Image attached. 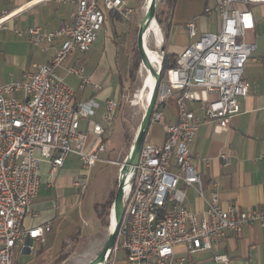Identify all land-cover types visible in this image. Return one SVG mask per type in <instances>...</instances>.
<instances>
[{
  "label": "built area",
  "instance_id": "obj_1",
  "mask_svg": "<svg viewBox=\"0 0 264 264\" xmlns=\"http://www.w3.org/2000/svg\"><path fill=\"white\" fill-rule=\"evenodd\" d=\"M69 1L70 20L55 30L37 26L20 30L12 25L14 33L25 36L34 48L56 40L59 44L47 62L33 63L20 81L0 85V264H14L25 237L30 239L31 252V241L43 242L51 229L50 222L25 224L37 217L31 207L39 189L41 162H49L54 177L69 155L77 156L85 175L76 178L73 186L82 189L96 163H113L119 169L122 164L99 155L108 151L110 144L105 142L104 126L89 120L98 104L72 105L73 91L57 69L69 54L90 49L105 23V11L128 21L134 9L128 0ZM259 3L264 0H212L205 4L202 15L215 18L214 31L207 29L210 22L199 34L194 20L184 23L191 42L159 81L150 118L161 125L162 143L143 142L136 164L126 176L123 215L105 264H115L120 249L125 253L123 264H193L190 256L199 251H211L214 262L226 263L228 257L213 252L214 242L240 235L247 226L264 227V208L222 206L216 185L206 190L190 153L201 124L215 122L217 128L224 129L240 112V101L248 94L243 69L254 50V44L246 40L247 32L254 29L249 6ZM17 12L3 13L0 29H7L6 23ZM65 72L81 78L80 88L89 83L82 76V67L69 66ZM118 105V99H106L101 120L113 121ZM168 109L173 110L170 119L165 114ZM82 120L85 130L80 128ZM89 133L94 135L90 148ZM220 158L227 163L225 154ZM189 188L204 201L203 211L197 213L187 206ZM180 249L183 254L178 253Z\"/></svg>",
  "mask_w": 264,
  "mask_h": 264
},
{
  "label": "crops",
  "instance_id": "obj_2",
  "mask_svg": "<svg viewBox=\"0 0 264 264\" xmlns=\"http://www.w3.org/2000/svg\"><path fill=\"white\" fill-rule=\"evenodd\" d=\"M138 1L137 6L133 7L128 0V5L134 9L132 16L141 10L142 0ZM249 8L253 14L254 29L247 32L246 40L254 44V50L243 69V79L248 85V94L240 101V112L230 120L227 128L219 129L215 122L203 123L198 127L190 146V153L192 164L199 171L206 190L216 185L222 206L262 209L264 208V158L262 157L264 153V3L252 4ZM14 9H18V12L6 23L8 28L0 29V85L20 81L33 63L47 62L59 44V40H56L52 45H45L44 48H34L25 36L19 37L14 33L12 25L15 24L20 30L37 26L42 30L52 31L59 28L61 23L70 20L72 5L69 0L65 3L0 0V16ZM200 16L204 17L202 12ZM122 21L126 20L115 12L105 11V23L98 32L105 28V49L98 58L97 66H94L91 53L93 43L86 53L69 54L62 66L57 69V74L73 91L72 105L87 101L98 104L91 116L95 122L101 119L105 100L117 99L118 82L116 86H111V77L107 78L105 72L110 68L106 64L107 54L114 51L113 42L116 41L115 38L119 33H122L120 30H124ZM205 28L204 26L202 29ZM210 28L211 26L207 29ZM162 47L165 53L164 46ZM69 66L82 67V76L88 79L89 83L80 88L81 78L65 72ZM165 114L166 118L170 119L173 110L168 109ZM116 116L121 123V117L117 113L114 118ZM93 140L94 135L89 133L87 139L89 148ZM221 154L227 156L226 164L220 158ZM99 155L102 157L101 153ZM206 160L207 165H205ZM116 166L117 173L113 179L118 177L119 165ZM84 175L85 171L78 157L73 154L65 159L62 168L54 177L50 175L49 162H41L39 189L31 207L32 211L37 213V217L27 219L25 224L34 226L50 222L52 228L60 214L64 215L74 207V204L68 201L69 196H63V188L56 186V180L70 176L69 179H73V186L74 178L84 179ZM186 204L197 213L205 208L204 201L197 196L193 188L187 189ZM212 248L214 253L228 257V261L214 262L211 251H199L190 256L191 262L193 264H264V227L259 225L244 227L240 235H229L216 241L212 244ZM178 253L183 254V250L180 249ZM20 254L21 251L18 256ZM18 256L16 264L19 263Z\"/></svg>",
  "mask_w": 264,
  "mask_h": 264
},
{
  "label": "rangeland",
  "instance_id": "obj_3",
  "mask_svg": "<svg viewBox=\"0 0 264 264\" xmlns=\"http://www.w3.org/2000/svg\"><path fill=\"white\" fill-rule=\"evenodd\" d=\"M206 2L210 5L212 0H174L169 18L170 26L166 33L162 19L169 8L168 0H158L155 21L161 18V23H157L162 32L163 43L155 47L154 39L149 38V48L161 54L160 47L164 46L168 56L179 54L191 42L184 28V22L189 19L194 20L200 27L198 34L208 21L211 22L209 30L214 31L215 18L200 16ZM138 3V0H130L133 7H136ZM144 4L145 0H142L141 10L136 12L129 21H122L124 30H120L122 33L115 38L114 51L107 54L106 59L108 61L106 64L110 68L105 72V76L111 77V86H116L117 82L119 85L116 89L119 105L115 114L121 117V123L117 116L109 123L99 120L105 128L104 135L107 138L105 142L109 141L110 144L108 152L101 155L104 159L117 160L119 163L123 162L127 156L144 112L142 103L133 104L145 75L144 69L141 70V60L138 59L136 52V36L144 14ZM104 34L105 28L97 34L91 49L94 66H97L98 58L105 49ZM89 120L93 121L91 117ZM80 128L86 129L85 121H81ZM162 136L161 125L150 122L144 142L159 146ZM116 173L115 164L98 162L89 170L83 189L72 186L73 179H69L70 176L58 178L56 186L63 188V196H69L68 201L74 204V207L55 219L51 230L45 234V243L31 242L33 250L29 254H20L18 264H88L99 253L110 231L109 207L98 209L99 213L104 215L103 220L100 221L95 214L94 205L107 197V200L112 199L117 186V179H113ZM124 255L122 249L118 250L115 264H123Z\"/></svg>",
  "mask_w": 264,
  "mask_h": 264
},
{
  "label": "water",
  "instance_id": "obj_4",
  "mask_svg": "<svg viewBox=\"0 0 264 264\" xmlns=\"http://www.w3.org/2000/svg\"><path fill=\"white\" fill-rule=\"evenodd\" d=\"M157 3L158 0L149 1L144 11V14L140 20L137 36H136V48L140 56L141 65L146 69H148L153 74L155 80L151 89L150 97L147 101L146 107L142 114V118L139 127L137 129V132L135 134V137L130 145L127 156L125 157L118 171L116 192L112 206L110 208V214L111 212L113 213L115 224L112 230L109 231L107 239L103 247L100 249L99 253L88 264H97L99 262L105 264V257L109 254L110 250L112 249L115 243L124 210L123 194H124V185H125L126 176L130 168H132V166H135L136 164L140 149L142 147L145 136L147 134V130L150 125V118L155 103L157 87L160 81L161 67H159V64L157 67H155L153 64H151L150 60L148 59V56L144 50L143 36L147 31L151 21L155 20V10ZM160 50L163 51V47H160ZM160 64H162V62H160ZM29 245H30V239L28 237H25L24 247L21 249L22 254L30 253Z\"/></svg>",
  "mask_w": 264,
  "mask_h": 264
},
{
  "label": "bare ground",
  "instance_id": "obj_5",
  "mask_svg": "<svg viewBox=\"0 0 264 264\" xmlns=\"http://www.w3.org/2000/svg\"><path fill=\"white\" fill-rule=\"evenodd\" d=\"M150 0H145V4H144V11L148 5ZM152 38L154 39V43H155V47H159L162 43V32L157 24V22L155 20H152L147 31L145 32L144 36H143V44H144V50L145 53L148 56V59L150 60L151 64H153L155 67L158 66V64L161 62V58H160V54L149 48L148 46V39ZM144 69L145 75H144V79L142 81V86L140 88V90L138 91V93L135 95L134 97V101L133 104H137V103H142L143 108L145 109L147 101L150 97V93H151V89L154 83V76L153 74L146 69L145 67H143L141 65V70ZM146 70V71H145ZM115 224V219L113 216V213L111 212L110 214V231L112 230L113 226ZM97 264H102L101 262L97 263Z\"/></svg>",
  "mask_w": 264,
  "mask_h": 264
},
{
  "label": "trees",
  "instance_id": "obj_6",
  "mask_svg": "<svg viewBox=\"0 0 264 264\" xmlns=\"http://www.w3.org/2000/svg\"><path fill=\"white\" fill-rule=\"evenodd\" d=\"M173 1L174 0H168V5H169V8H168V10L166 11V13H165V15H164V18L162 19V21L165 23V27H164V29H165V31H166V33H167V30H168V28H169V26H170V21H169V18H170V12H171V9H172V3H173ZM109 12H112V11H109ZM116 15H119V14H117V13H115ZM119 17L120 18H122L120 15H119ZM157 22L158 23H161V18L159 17L158 18V20H157ZM157 23V24H158ZM137 49V48H136ZM137 52V57H138V59H140V56H139V54H138V51H136ZM163 52V51H162ZM177 55L178 54H171V55H167L166 53H164L163 52V57H162V64H161V73H160V81H162L163 80V78H164V75H165V73H166V71H167V69H169L170 67H173V66H175V60H176V58H177ZM118 81H119V77H118ZM119 86V85H118ZM116 185H117V181H116ZM115 192H116V188L114 189V195L112 196V199H108L107 200V198L106 199H104L102 202H100V203H98V204H95L94 205V211H95V214H96V216H97V218L100 220V221H102L103 220V214L101 215L100 213H99V211H98V209H100V208H104V209H106V208H108L109 207V215H110V208H111V206H112V203H113V200H114V196H115ZM107 200V201H106ZM106 201V202H105ZM16 262V261H15ZM14 262V264H16Z\"/></svg>",
  "mask_w": 264,
  "mask_h": 264
}]
</instances>
